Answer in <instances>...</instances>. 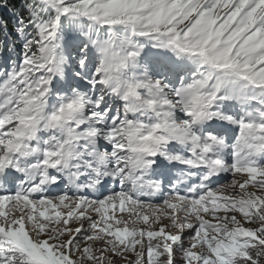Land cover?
<instances>
[{
	"label": "snow or ice",
	"instance_id": "snow-or-ice-1",
	"mask_svg": "<svg viewBox=\"0 0 264 264\" xmlns=\"http://www.w3.org/2000/svg\"><path fill=\"white\" fill-rule=\"evenodd\" d=\"M0 12V264H264V0Z\"/></svg>",
	"mask_w": 264,
	"mask_h": 264
},
{
	"label": "trees",
	"instance_id": "trees-1",
	"mask_svg": "<svg viewBox=\"0 0 264 264\" xmlns=\"http://www.w3.org/2000/svg\"><path fill=\"white\" fill-rule=\"evenodd\" d=\"M0 16H2L4 19L11 20L9 14L7 12H0ZM11 26V25H10Z\"/></svg>",
	"mask_w": 264,
	"mask_h": 264
},
{
	"label": "rangeland",
	"instance_id": "rangeland-1",
	"mask_svg": "<svg viewBox=\"0 0 264 264\" xmlns=\"http://www.w3.org/2000/svg\"><path fill=\"white\" fill-rule=\"evenodd\" d=\"M117 264H119V262H117Z\"/></svg>",
	"mask_w": 264,
	"mask_h": 264
}]
</instances>
